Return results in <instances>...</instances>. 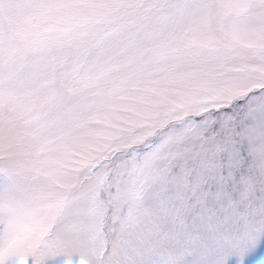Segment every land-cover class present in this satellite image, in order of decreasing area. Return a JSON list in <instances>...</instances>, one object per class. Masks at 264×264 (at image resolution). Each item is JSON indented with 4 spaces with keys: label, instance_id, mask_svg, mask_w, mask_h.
<instances>
[{
    "label": "snow or ice",
    "instance_id": "1",
    "mask_svg": "<svg viewBox=\"0 0 264 264\" xmlns=\"http://www.w3.org/2000/svg\"><path fill=\"white\" fill-rule=\"evenodd\" d=\"M0 264H264V0H0Z\"/></svg>",
    "mask_w": 264,
    "mask_h": 264
}]
</instances>
